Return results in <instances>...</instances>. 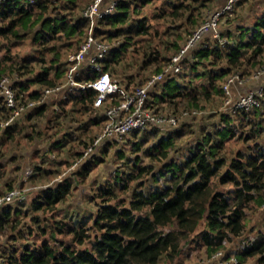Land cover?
<instances>
[{"label":"rangeland","instance_id":"1","mask_svg":"<svg viewBox=\"0 0 264 264\" xmlns=\"http://www.w3.org/2000/svg\"><path fill=\"white\" fill-rule=\"evenodd\" d=\"M93 1L74 0L70 4L68 0H53L46 16L77 19ZM124 1L130 5L128 25L132 26L131 32L123 26L117 30L108 29L100 23V19L95 33L105 39L113 51L107 57H112L111 76L127 83L128 89L144 84L149 77L159 72L158 67L164 69L168 60L185 48L193 33L221 4L220 0ZM229 1L224 0L225 5ZM236 2L237 0L228 12L219 17L217 32L201 34L193 46L186 49L180 60V71L174 76L166 75L150 90L151 95L166 92V79L171 77L175 80L171 84H178V90L187 93L191 91V94L184 97L176 95L168 98L164 94L165 100L159 96H151L150 103L153 104L154 113L165 117L177 116L175 126L159 128L150 125L146 129L125 135L122 140L105 141L89 157L82 159L80 157L85 147L100 133L102 127L101 112L91 109L90 105L86 108H72L70 101L68 109L63 110L64 105L59 106L62 114H57L54 107L49 106L44 115H33L31 121L29 118L23 120L10 138L4 132L0 133V164L4 171L0 179V193L10 189L9 185L29 187L24 201L8 206L11 207L10 218L0 226V264H15L8 259L10 252L20 253L23 246L32 248L45 241L55 247L70 244L75 249L89 248L97 232L93 222L102 203V198L97 195L100 188L115 191V198L110 202L128 203L135 189L149 190L162 183L164 176L160 172L167 174L165 171L169 165L183 163L196 146L206 143L205 136L208 134L212 138L205 147L214 141H220L218 131L229 127V134L223 138V148L216 155L217 158L224 157L226 164L235 159L239 151L250 154L254 152L256 144L264 147V76L250 82L251 76L264 67V51L260 55L251 56L255 47L252 43L250 48L242 51L240 58L245 56L242 63L231 66L232 74L241 73L244 78H248L246 84L251 86L247 88L261 91L258 107L240 112L230 111L221 90L226 76L215 82L216 89L219 87L221 92H216L210 86L212 72L218 73L221 68L228 66L223 44L235 43L239 40L241 30L252 31L256 23L264 19V0H248L239 7L234 6ZM139 20H144L146 30L137 34L134 29ZM39 29L40 25L35 26L33 23L27 25V28L19 26L16 30L20 37L0 39V68L3 69V75L12 80L17 77L23 81L35 78L43 67L61 65L65 69L69 56L80 49L87 35L85 32L81 37L72 39L57 35L56 39L47 43H38L33 38ZM250 34L244 35H248L247 39H250ZM216 44L222 49L223 57L212 53L199 63L193 57L195 51L204 47L214 48ZM20 64L27 67L15 69ZM62 80L63 75L57 83ZM33 89L41 90L42 87L31 85L29 90ZM205 91H210V94L206 95ZM185 112L187 113L184 114ZM95 117L98 124L93 123ZM258 127H261L260 131L257 130ZM163 140L172 141L167 147L164 143L161 145L166 147V156L160 153L164 149L159 147ZM135 143H139V148L134 146ZM77 160L80 161L74 165ZM93 160L97 164L91 165L93 168L87 176L81 177L79 172L82 171V164ZM28 167L33 174L24 180V170ZM140 167L147 169L137 177ZM225 168L223 166L221 170ZM63 181L70 183V193L56 204L54 210L31 208L33 199L43 200V190L56 188ZM219 188L225 192L233 190L228 184ZM2 212L3 207L0 214ZM244 213L241 234L227 240L222 247L209 251L215 247H207L196 234L202 229V223L195 232L180 242V252L175 257L162 256L155 264H218L219 260H235L236 253L246 241L264 233V205L249 207ZM73 226L87 230L83 244L73 242V234L66 232L68 227L70 229ZM173 228L175 226H168V229ZM216 252H221V259L218 260ZM258 257L247 258L240 264H259Z\"/></svg>","mask_w":264,"mask_h":264},{"label":"trees","instance_id":"2","mask_svg":"<svg viewBox=\"0 0 264 264\" xmlns=\"http://www.w3.org/2000/svg\"><path fill=\"white\" fill-rule=\"evenodd\" d=\"M246 1L248 0H237L234 6L239 7ZM214 2L216 1L214 0ZM52 3L53 0H37L35 3L28 4L24 0L1 1L0 39H8L10 36L18 38L20 36L16 28L19 26L27 28V25L32 23L41 27L33 38L38 43H47L56 39L57 35L65 36L67 39L81 37L86 32V19L82 15L77 19H66L64 16L50 17V15L47 17L46 14L49 13ZM68 3L72 4L74 0H68ZM224 5L218 6L216 9H220ZM129 6L126 1L119 0L113 13L103 16L100 23L107 26L108 29L115 30L123 26L131 32L132 26L128 25ZM145 30L144 20H139L137 28L134 29L135 33H142ZM263 30L264 19L262 18L252 31L244 30L245 32H243L241 30L238 41L232 44H223L228 66L221 68L218 73L212 72L213 75L210 76V86L216 92H221L223 89L220 90L219 87L216 89L215 82L230 75L231 66L242 63L245 58V56L240 58L242 51L250 48L253 43L255 47L251 56L263 53ZM245 33H252L249 36L251 40L247 39L248 35L245 36ZM221 50L216 44L214 48L204 47L195 51L193 57L198 60V63L208 58L212 53H216L217 57H223ZM111 53L113 54V51ZM111 58L104 61V68L110 72L113 68ZM26 67V65L20 64L15 69L20 70ZM53 69H55L54 72H52ZM63 70L61 65H51L43 67L35 78L21 81L15 77L13 82L18 93H25L26 97L34 98L39 95L41 90H29L31 85H40L42 89L54 86L63 75ZM160 70L158 67L157 71ZM3 73V69L0 68V78ZM242 75L244 74L240 73L239 76L243 77ZM172 79L171 77L166 79L168 80L165 84L166 92L151 95V91L150 96H159L165 100L164 94L168 98L176 95L184 97L191 94V91L187 93L178 90L179 85L171 84L175 81ZM234 86H238V84H234ZM205 94L209 95L210 91H205ZM94 95L95 92L88 89L85 93L70 96L65 102L71 101L73 107L86 108L92 103ZM222 95L224 97V91ZM244 110L247 109L243 107L236 111ZM40 113L42 110L38 109L36 114ZM94 122L99 123L97 119H94ZM17 129L16 124L11 125L6 128L4 133L10 138ZM257 130L260 131L261 127H258ZM218 132L220 141H214L205 147L212 138L209 134L206 135V143L196 146V149L191 151L183 163L169 165L165 171L167 174L163 171L160 172L164 176L162 183L149 190L135 189L128 203L110 202L115 198V191L110 188H100L97 195L102 198V203H100L93 222V227L97 232L89 248L75 249L70 244L55 247L45 241L32 248L23 246L20 253L10 252L8 259L15 264H155L162 256L175 257L180 252V242L195 232L202 223V229L196 234L207 247H215L209 251L222 247L227 240L241 234L244 211L249 207L264 205V147L256 144L254 152L250 154L239 151L236 154L237 157L226 164L224 157L217 158L216 155L223 148V138L229 134L230 130L228 127ZM163 143L167 147L172 144V141H161L160 148H164L161 146ZM134 146L139 148V143H135ZM165 148L160 151L163 156L167 154ZM94 161L82 164V171L79 172L81 177L87 176L93 168L91 165L97 164H94ZM223 166L226 168L221 170ZM146 169V167H140L137 177H140ZM3 174L4 171L0 164V179ZM131 174L129 173V175ZM131 176L135 177V175ZM120 180L124 182V179ZM227 184L231 185L233 190L221 191L219 187ZM11 187L9 185V188ZM70 187L69 182L63 181L56 188L43 190L41 194L43 200L33 199L31 208L54 210L56 204L69 195ZM10 205L12 204L5 205L7 207L3 206V212L0 214V226L7 223L10 218L11 207H8ZM172 225L175 228L168 229V226ZM85 230L84 227L75 228L73 226L70 229L68 227L66 232L73 234V242L83 244L87 231ZM51 231L53 233L54 228ZM256 255L259 256L258 263L264 264V233L259 234L251 241H246L240 251L236 253L235 258L240 264L247 258Z\"/></svg>","mask_w":264,"mask_h":264},{"label":"built area","instance_id":"3","mask_svg":"<svg viewBox=\"0 0 264 264\" xmlns=\"http://www.w3.org/2000/svg\"><path fill=\"white\" fill-rule=\"evenodd\" d=\"M24 1L28 4L35 3L37 0ZM118 1L94 0L83 11L82 16L86 19L87 35L80 49L69 56L64 66L63 80L59 83L51 87H45L37 97L29 98L23 93L17 92L11 77L3 75L0 78V133L8 126L20 121L30 110L47 104L51 97L65 101L71 95H77L80 92L85 93L88 89L95 91L91 109L101 112L103 123L100 133L88 143L80 159L89 157L105 141L122 140L125 135L146 129L150 125L166 128L177 124L178 120L175 115L165 117L154 113L153 104L150 103V90L166 75L171 74L174 76L180 71V60L184 57L186 49L193 46L201 34L208 31L217 32L216 24L219 17L232 8L235 0H230L222 8L215 10L193 33L191 36L193 38L189 39L190 41H188L185 48L180 49L177 55L168 60L164 69L153 74L144 84L131 89L127 88V83H122L112 77L110 72L104 70V60L111 49L109 43L95 33L97 22L103 16L113 13ZM102 2H104L103 5ZM85 75H90V78L85 79ZM262 76H264V67L257 70L250 80ZM247 79L240 77L238 74H230L224 79L222 88L225 93V104L230 108V111L236 112V110L243 107L249 109L259 105L261 91L257 88H247L243 93L233 98L232 86L234 84L241 86L247 82ZM54 107L58 109L56 105ZM79 161H75L74 165H77ZM32 174V169L26 168L24 170V180L30 178ZM28 189L29 187L13 186L1 192L0 208L14 202L24 201ZM220 255L221 252H216L218 260L221 259ZM230 262L237 264L236 259L233 258L230 261L219 260L218 264H230Z\"/></svg>","mask_w":264,"mask_h":264},{"label":"crops","instance_id":"4","mask_svg":"<svg viewBox=\"0 0 264 264\" xmlns=\"http://www.w3.org/2000/svg\"><path fill=\"white\" fill-rule=\"evenodd\" d=\"M226 2V1H225ZM225 2H224V0H220V2L219 3H221L219 6H222V5H224L225 4ZM250 84H244V85H241V86H232V90H233V93H234V95L235 96H237V95H240L241 93H243V91H245L246 89H247V87L249 86ZM251 86V85H250ZM42 90V89H41ZM68 103L70 104V102H63V101H61L60 99H55L54 97H51L50 98V101L47 103V104H43V105H40V106H38V107H35L34 109H32V110H30L29 112H27L25 115H24V117L20 120V121H18L17 123H16V125L18 126L23 120H25V119H27V118H29L30 119V121H31V118H32V116L33 115H38V114H36V112L38 111V109H40V110H42V113H40L39 114V116H42V115H44V113H46V109L47 108H49V106H53L54 107V105H56L57 107H58V109H56L55 107H54V110L56 111V113L58 114V113H60V114H62L61 113V110H60V108H59V106H62V105H64L63 106V110L64 109H68V107H67V105H68ZM71 105V104H70ZM71 107L72 108H74L72 105H71ZM29 115H30V117H29ZM48 116V115H47ZM97 117H95L94 119H96ZM94 119H93V123L94 124H98V123H96V122H94ZM101 123H103V118H102V122ZM102 128V127H101ZM101 131V130H100Z\"/></svg>","mask_w":264,"mask_h":264},{"label":"clouds","instance_id":"5","mask_svg":"<svg viewBox=\"0 0 264 264\" xmlns=\"http://www.w3.org/2000/svg\"><path fill=\"white\" fill-rule=\"evenodd\" d=\"M111 51H112V50H111ZM111 51H110L109 55L111 54ZM109 55H108V56H109ZM108 56H107V57H108ZM107 57H106V59H107ZM106 59H105V60H106ZM105 60H104V61H105ZM103 68H104V65H103ZM64 70H65V69H64ZM64 70H63V71H64ZM104 70H106V69L104 68ZM107 71L110 72L109 70H107ZM84 78H85V79L90 78V75H85ZM92 90H93V89H92ZM93 91H94V90H93ZM94 92H95V91H94ZM81 93H84V92H80V93H78V94H81ZM78 94H77V95H78ZM77 95H71V96H77ZM94 97H95V95H94ZM29 98H30V97H29ZM34 98H35V97H34ZM68 99H69V98H68ZM68 99H66L65 101H67ZM93 99H94V98H93ZM65 101H63V102H65ZM92 101H93V100H92ZM91 105H92V103L90 104V107H91ZM102 117H103V115H102ZM14 125H15V124H14ZM5 130H6V129H5ZM5 130H4L3 132H5ZM235 259H236V258H235Z\"/></svg>","mask_w":264,"mask_h":264}]
</instances>
